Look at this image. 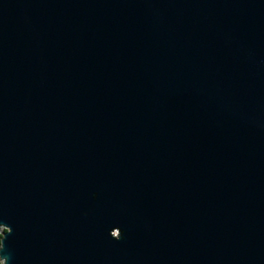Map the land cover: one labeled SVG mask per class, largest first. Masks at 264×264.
Masks as SVG:
<instances>
[{
    "label": "water",
    "instance_id": "95a60500",
    "mask_svg": "<svg viewBox=\"0 0 264 264\" xmlns=\"http://www.w3.org/2000/svg\"><path fill=\"white\" fill-rule=\"evenodd\" d=\"M0 264H264V0H0Z\"/></svg>",
    "mask_w": 264,
    "mask_h": 264
},
{
    "label": "trees",
    "instance_id": "16d2710c",
    "mask_svg": "<svg viewBox=\"0 0 264 264\" xmlns=\"http://www.w3.org/2000/svg\"><path fill=\"white\" fill-rule=\"evenodd\" d=\"M3 231H5V230H4V229L0 230V238H1V233H2Z\"/></svg>",
    "mask_w": 264,
    "mask_h": 264
}]
</instances>
